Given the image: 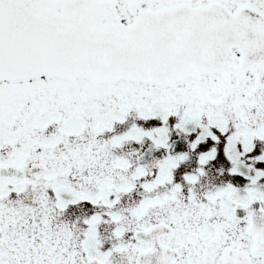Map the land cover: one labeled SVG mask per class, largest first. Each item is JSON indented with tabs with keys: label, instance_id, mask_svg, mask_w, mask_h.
Wrapping results in <instances>:
<instances>
[{
	"label": "snow or ice",
	"instance_id": "6c2138e0",
	"mask_svg": "<svg viewBox=\"0 0 264 264\" xmlns=\"http://www.w3.org/2000/svg\"><path fill=\"white\" fill-rule=\"evenodd\" d=\"M0 264H264V0H0Z\"/></svg>",
	"mask_w": 264,
	"mask_h": 264
}]
</instances>
